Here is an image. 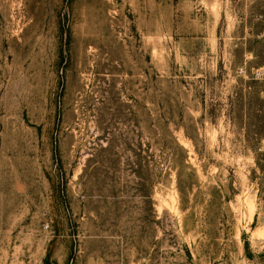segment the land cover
<instances>
[{
    "label": "rangeland",
    "instance_id": "obj_1",
    "mask_svg": "<svg viewBox=\"0 0 264 264\" xmlns=\"http://www.w3.org/2000/svg\"><path fill=\"white\" fill-rule=\"evenodd\" d=\"M0 264H264V0H0Z\"/></svg>",
    "mask_w": 264,
    "mask_h": 264
}]
</instances>
